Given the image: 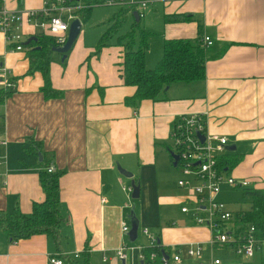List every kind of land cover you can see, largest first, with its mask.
<instances>
[{
    "label": "crops",
    "instance_id": "1",
    "mask_svg": "<svg viewBox=\"0 0 264 264\" xmlns=\"http://www.w3.org/2000/svg\"><path fill=\"white\" fill-rule=\"evenodd\" d=\"M44 1L3 0L5 9L24 15L26 39L39 34L29 14L41 11ZM151 2L141 19L151 35L147 69L161 60L165 40L207 36L212 45L205 48L204 81L173 84L165 99L135 107L125 102L135 88L120 75V48L95 55L96 44H84L79 34L64 61L52 55L50 82L60 96L49 99L41 91L40 72L22 77L28 69L26 50H8L0 33V138L5 141L0 145V212L18 208L30 214L32 204L44 200L40 173L52 167L61 173L58 196L64 218L58 247L48 235L11 242L0 225V264H49L57 254L77 256L80 264L84 255L90 262L99 257L104 264H122L115 251L129 243L121 232L129 208L124 193L131 194L123 190L126 180L140 187L135 217L141 240L135 246L147 245L141 233L145 228L170 250L171 260L178 251L180 262L172 264H251L259 257L239 258L224 247L212 248L209 230L181 213L187 192L171 183L169 132L176 117L206 113L209 132L226 137L234 148L228 157L238 161L231 176L264 191V0ZM174 14H193L194 20L164 22ZM118 168L132 177L122 176ZM221 193L218 199L229 205ZM169 206L177 208V215L167 216ZM188 244H198L202 256H188ZM215 250L232 256H213ZM128 257L126 264L138 258V251H128Z\"/></svg>",
    "mask_w": 264,
    "mask_h": 264
},
{
    "label": "built area",
    "instance_id": "2",
    "mask_svg": "<svg viewBox=\"0 0 264 264\" xmlns=\"http://www.w3.org/2000/svg\"><path fill=\"white\" fill-rule=\"evenodd\" d=\"M151 0H104L100 4L89 5L85 0H45L43 8L39 12L29 14V19L39 33H46L55 38L58 47L65 44L68 28L74 19V14L82 9L92 7H114L128 9L136 12L139 19L151 6ZM24 15L19 12H11L4 8L3 0H0V33L4 36L7 49L23 51V43L26 41L22 32ZM200 45L208 48L212 45L209 37L200 38ZM4 75V74H3ZM10 85L4 81L3 89L7 90ZM0 116V120L2 121ZM1 129V125H0ZM169 153L178 157L176 168L182 175L177 181V186L187 192L182 214H190L193 223L207 228L211 234L209 245L212 248L224 247L234 256L239 258H252L257 250L262 247V242L257 238L256 228L252 223L243 222V213L231 210L229 205L218 199L223 186L234 190L249 188V183L237 180L231 176V172L225 159L229 152L227 138L211 134L207 128L206 113H190L176 117L169 132ZM5 141L0 138V145ZM172 163L173 159L171 158ZM48 173L53 168H47ZM131 193V187L123 188ZM130 227L121 223V232L127 237ZM141 233L147 238L146 246H155L158 239L150 234L149 230L142 229ZM128 241V237H127ZM124 243L116 251V258L126 264L128 251L137 250L138 259L144 260L142 249L145 246H135ZM177 250V249H176ZM186 253L190 257L202 256V248L198 244H188ZM153 256V255H152ZM66 255L60 254L49 257V264H68ZM71 260L74 258L67 256ZM173 262L179 263L178 251L172 258ZM215 260L214 264H219Z\"/></svg>",
    "mask_w": 264,
    "mask_h": 264
},
{
    "label": "trees",
    "instance_id": "3",
    "mask_svg": "<svg viewBox=\"0 0 264 264\" xmlns=\"http://www.w3.org/2000/svg\"><path fill=\"white\" fill-rule=\"evenodd\" d=\"M89 5L100 4L104 0H85ZM94 7L80 10L86 16ZM194 20L193 14H174L164 17L165 23H185ZM201 27L199 26V33ZM150 33L141 25V19L136 22L128 9H118L108 20L107 30L101 35L95 45L94 54L98 55L104 48L118 47L120 61L117 63L123 82L135 88L133 96L125 102L132 106L142 101H160L165 99L166 90L173 84H190L205 80V63L208 60L205 48L200 45V39L195 41L175 39L165 40L163 55L153 69L145 66V56L148 49ZM200 37V36H199ZM31 39L30 43L26 42ZM28 59V69L22 77L40 72L43 76L41 91L46 98L60 96V92L51 87L50 64L54 54L52 48L57 47L55 38L46 33L31 36L23 43ZM64 65V63H63ZM4 94L0 92V99ZM230 157L225 159L229 169L236 163ZM60 172L48 173L47 169L40 173V185L44 194L42 202H34L28 215L22 214L18 208L9 213L0 212V225L11 242L26 240L36 235L52 237L55 245H60V226L64 218L60 214L58 196V179ZM242 197L251 201V209L240 211L243 222L252 223L256 228L257 238L264 244V191L246 188ZM261 250V249H260ZM257 250L254 255H259ZM144 260L142 264H172L170 250L163 248L157 242L155 246H145L142 249ZM153 255V256H152ZM60 256H64L60 254ZM68 264H79L77 260L65 257ZM258 264H264V255L259 256ZM82 264H90L89 256L84 255Z\"/></svg>",
    "mask_w": 264,
    "mask_h": 264
},
{
    "label": "rangeland",
    "instance_id": "4",
    "mask_svg": "<svg viewBox=\"0 0 264 264\" xmlns=\"http://www.w3.org/2000/svg\"><path fill=\"white\" fill-rule=\"evenodd\" d=\"M118 9L114 7H105V6H100V7H94L88 16L82 14L80 11H77L74 14V20L78 19L81 22L82 25V31L81 35L79 36V40L83 37L84 39V44L86 45H94L97 44L99 38L101 35L107 30L108 27V20L112 17L113 14L117 13ZM72 22V21H71ZM78 41V38L76 39L75 43L76 44ZM157 65V64H156ZM174 177L171 180V183L176 184L177 181L182 177L181 173L174 167H172ZM129 180H126L125 182V187H131V185L128 183ZM121 190V188H120ZM222 190V196L221 199L227 201L234 211H239L249 209L251 207V202L249 199H245L242 197V190H234L233 188L230 187H224L221 188ZM126 197V203L129 205L128 211L126 218L124 222L130 227V220L129 217L131 213L133 212L135 214V210H137L138 206L140 204V199L133 200L131 198V194H125ZM168 211H170V214L167 212V216H175L177 215V208L175 206H169ZM140 228H138V238L136 240V243H138L141 240L140 236ZM183 252V249H182ZM206 252H203V256H205ZM259 255L256 256H261L264 255V244L261 247L260 252H258ZM182 254V253H181ZM213 256H232L231 254H228L226 252H222L220 250H215ZM259 258V257H258ZM257 258V259H258ZM80 264V262H79ZM90 264H104L102 262V259L98 257ZM108 264V263H107ZM128 264H140V261L138 258H135L134 260H130ZM251 264H258V260L255 259V261Z\"/></svg>",
    "mask_w": 264,
    "mask_h": 264
},
{
    "label": "water",
    "instance_id": "5",
    "mask_svg": "<svg viewBox=\"0 0 264 264\" xmlns=\"http://www.w3.org/2000/svg\"><path fill=\"white\" fill-rule=\"evenodd\" d=\"M132 16L136 22L139 21V18H138V15L136 12H132ZM81 28H82V25L78 19L72 21L69 25V28H68L67 39H66L65 44L61 47L57 46V47L52 48L53 53L61 55L62 61H64L66 59L68 52L71 50L73 44L75 43L76 39L78 38V36L81 32ZM30 41H31V39H29L26 42V44L30 43ZM226 149L228 152L234 151V148L231 146H227ZM169 155H170V158H172L174 160L172 165H173V167H175L177 165L178 157L171 154V153H169ZM38 157H39V162H40L41 161V154L38 153ZM118 172L122 176H124L128 179H130L132 177V175L130 173L126 172L125 170H123L121 168H118ZM130 185H131V190H132L131 198L133 200H136L139 198V193H140L139 184H135L134 182H131ZM129 220H130V230L127 234V237H128V242L130 244H133L136 242V240L138 238L139 221L137 220V218L135 217V214L133 212L131 213Z\"/></svg>",
    "mask_w": 264,
    "mask_h": 264
}]
</instances>
